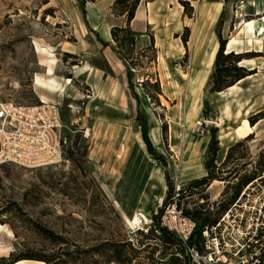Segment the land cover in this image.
Masks as SVG:
<instances>
[{"label":"rangeland","instance_id":"rangeland-1","mask_svg":"<svg viewBox=\"0 0 264 264\" xmlns=\"http://www.w3.org/2000/svg\"><path fill=\"white\" fill-rule=\"evenodd\" d=\"M141 2L142 9L149 6L154 24L132 26L134 45L119 49L116 42H102L103 52L100 45L91 47L88 34L99 40L89 21L98 17L123 25L125 4L0 0V102L31 104L43 97L59 102L70 136L66 158L57 164H0V258L8 263L20 258L24 264H47L36 258L53 255L52 264H184L178 245L147 232L167 194L166 176L177 190L206 175L213 129L220 147L218 166L240 141L223 169L235 176L232 184L217 179L179 202L191 211L204 205L218 217L233 183L256 170L264 150V0ZM221 18L225 53H242L240 64L253 73L231 90L211 92ZM251 19L256 26L250 39L241 25ZM234 37L239 41L229 46ZM128 69L137 98L128 85ZM116 86L117 107L100 92V87L108 92ZM138 109L145 114L159 158L142 137ZM245 119L256 127L249 138H239L235 129ZM239 197L237 215L257 222L264 212V172ZM136 215L142 224H132ZM38 225L51 233H42ZM126 241L132 249L120 246Z\"/></svg>","mask_w":264,"mask_h":264},{"label":"built area","instance_id":"built-area-1","mask_svg":"<svg viewBox=\"0 0 264 264\" xmlns=\"http://www.w3.org/2000/svg\"><path fill=\"white\" fill-rule=\"evenodd\" d=\"M64 128L59 102H0V164L38 168L61 162L70 149ZM240 197L201 229L200 247L190 240L198 223L175 202L165 209L161 225L183 241L192 264H264V212L257 222L238 216Z\"/></svg>","mask_w":264,"mask_h":264},{"label":"trees","instance_id":"trees-1","mask_svg":"<svg viewBox=\"0 0 264 264\" xmlns=\"http://www.w3.org/2000/svg\"><path fill=\"white\" fill-rule=\"evenodd\" d=\"M141 0H117V2H121L125 4V9L120 14L121 16H126V22L123 25L120 24H112L111 27V34L113 41L117 43V47L120 49L124 45H134L135 41L137 40L135 33L133 32L131 22L135 17V13L137 10V7L139 6ZM223 22V19L221 18L218 23L217 27V35L219 38V48L217 50L215 60H214V67H213V73H212V85L210 87L211 92H220L223 91L226 88H229L235 83H237L240 79H243L247 77L248 75L252 74V70H249L244 65H241V61L243 60L242 53H234V51L225 53L226 50V44L227 39H225L222 35L221 30V24ZM151 41L150 46L155 49V41L154 37L150 35ZM184 41H187L186 38H183ZM107 44L106 42H103ZM127 79H128V85L134 96L137 98L138 95L135 91L134 81L132 78L131 70L128 69L127 71ZM156 86L159 85V82L156 81L154 83ZM160 92V91H158ZM208 100H205V105L207 108ZM206 115L207 112L205 110ZM137 120L139 121V124L141 126V132L142 137L144 141L146 142L148 148L150 149V152L156 157L159 158L158 153L154 151L152 148V143L149 138V130H148V123L145 119V114L138 109L137 114ZM252 123H255V121H252ZM217 129H213L212 131V137L209 144V156L206 158L204 165L206 168V175H203L199 178L192 179L186 187L181 189L179 191V196L177 197L176 201L174 199L175 196V188L173 187V184L170 183V178L166 176L167 180V194L163 199L162 206L158 208V211L152 215V223L149 224V229L147 232L150 233H156L158 237L163 239V241L167 244H176L181 248L182 253H184V264H192L191 259L188 256L186 252V247L183 241L177 236V234L174 231L169 230L167 227L161 225V217L163 216L166 207L171 203H176L177 206L180 208L179 202L181 201L182 197L184 195L191 194L192 192L196 191L199 188L208 187L211 182L214 180H227L229 186L231 183V178L233 179L235 176H232V172L229 174H225L224 172V166L230 161V159L233 157L235 150L240 145V141L236 144L232 145L228 153L226 155L225 161L222 163L221 166H218L215 161L217 159V153L220 149L218 145V139L216 137ZM250 135H248L246 138H249ZM264 172V150L261 153L259 164L256 167V170H254L251 174L245 175L241 177V179L233 183L234 191L229 199V201L224 204L221 208V212L225 211L233 202H235L239 195L241 190L252 183L255 179H258V177L261 176V174ZM231 177V178H230ZM259 179H262L259 178ZM184 210V209H183ZM184 212L193 218L198 223V229L195 234H193L190 237V240H194L197 246L200 247V240H201V229L206 224H212L216 221L217 216H212L209 214L208 209L204 205H201L200 207H197L195 210H184ZM220 212V213H221ZM42 233L48 234L51 233L47 228L42 227L40 225L37 226ZM60 240H65L63 237H58ZM52 241L57 242V239H52ZM120 246H128L130 249L131 243L129 241L120 243ZM36 259L45 261L47 264H52L54 261L53 255H44L37 257ZM17 261H20V258H14L11 262H7L5 258H0V264H12Z\"/></svg>","mask_w":264,"mask_h":264},{"label":"crops","instance_id":"crops-1","mask_svg":"<svg viewBox=\"0 0 264 264\" xmlns=\"http://www.w3.org/2000/svg\"><path fill=\"white\" fill-rule=\"evenodd\" d=\"M149 6H145L144 9H142V2L140 3V5L138 6V9L136 10V13H135V17L134 19L132 20L131 22V26H135V24L137 23H142V25L147 28V26H152L154 23L150 20V16H152V13H150V9H148ZM142 9V10H141ZM89 28L90 30L92 31V33H95L97 34V38L99 40V42H96L94 41V37L91 35L88 34L89 38L91 39L92 41V44L91 47L92 48H97V47H100L101 49H104L103 52H106L107 51V48L105 46H103L102 42H106V43H109L110 45L112 44L111 42L113 41V38H112V34H111V27H112V24L110 22H102L100 21V19L97 17L96 18V21H92L90 20L89 21ZM143 29V28H142ZM104 32V33H103ZM101 42V43H100ZM114 42V41H113ZM158 42V37L156 39V46H159V43L157 44ZM99 43V44H98ZM96 45V46H95ZM100 45V46H99ZM109 47V46H108ZM109 59V62L111 64L116 63V61H112L111 58H108ZM100 66H97V68H99ZM103 71V70H102ZM95 70L93 72V83L95 84ZM107 89H103V87H100V92L103 93V96L105 98L106 95L108 96L107 99H109L110 103H114V106L117 107L118 105H121V104H117L116 100L118 97H120V93L118 92V88L117 86L116 87H112L109 89V91L107 92L106 91ZM197 178V177H195ZM194 179V178H193ZM164 199V198H163ZM163 203V202H162ZM155 213V212H154ZM153 213V214H154ZM152 214V215H153Z\"/></svg>","mask_w":264,"mask_h":264},{"label":"bare ground","instance_id":"bare-ground-1","mask_svg":"<svg viewBox=\"0 0 264 264\" xmlns=\"http://www.w3.org/2000/svg\"><path fill=\"white\" fill-rule=\"evenodd\" d=\"M262 21H264V18L262 19ZM255 26H256V20L255 19H251V20H245L241 27H242V30L244 32H246L250 39L252 38V34L254 33V30H255ZM263 32H264V26H263ZM239 40L234 37V38H231L230 42H229V46H232L234 43L238 42ZM37 81L42 84V85H45V86H48L49 88H52V89H55L56 86L54 85L53 82H49V83H46L44 81H42L41 79H37ZM235 86H231L229 88V90L233 89ZM43 101H47L48 99L46 97H43L42 98ZM256 127V124L255 125H252L249 123V121L247 119H245L242 123V125L238 126L236 129H235V132L237 134V136L239 138H244L246 136H248L250 133H253L254 129ZM215 181H218V180H214ZM220 181V180H219ZM142 218L139 216V215H136L133 219V222L132 224H142ZM25 262H22V261H19V262H15L13 264H24ZM41 264H45L44 262H41Z\"/></svg>","mask_w":264,"mask_h":264},{"label":"water","instance_id":"water-1","mask_svg":"<svg viewBox=\"0 0 264 264\" xmlns=\"http://www.w3.org/2000/svg\"><path fill=\"white\" fill-rule=\"evenodd\" d=\"M253 125V124H252Z\"/></svg>","mask_w":264,"mask_h":264}]
</instances>
